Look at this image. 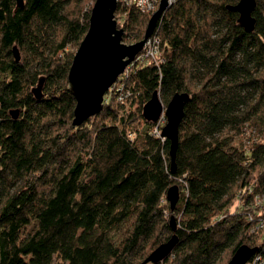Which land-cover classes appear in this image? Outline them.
I'll list each match as a JSON object with an SVG mask.
<instances>
[{"label":"trees","instance_id":"obj_1","mask_svg":"<svg viewBox=\"0 0 264 264\" xmlns=\"http://www.w3.org/2000/svg\"><path fill=\"white\" fill-rule=\"evenodd\" d=\"M87 1L0 0V264H139L173 233L170 254L145 264H221L243 243L264 254V209L250 206L264 194V142L235 139L264 126V0L251 31L228 7L239 0H173L152 34L160 59L132 61L118 78L125 98L107 92L103 109L72 127L68 73ZM116 13L124 40L143 36L149 13L121 0ZM155 90L163 102L191 96L174 171L170 140L142 112Z\"/></svg>","mask_w":264,"mask_h":264},{"label":"water","instance_id":"obj_2","mask_svg":"<svg viewBox=\"0 0 264 264\" xmlns=\"http://www.w3.org/2000/svg\"><path fill=\"white\" fill-rule=\"evenodd\" d=\"M23 5L24 0H17ZM256 0H239L228 7L238 11V21L244 28L251 31L255 27ZM169 6L168 0H160L158 8L150 15L144 36L134 42L124 41L125 29L119 26L116 18L118 0H95L89 16V27L81 40L71 63L68 73L69 91L74 95L76 104L72 127L79 126L83 121L99 113L103 109L105 94L118 79L126 67L143 49L148 38L153 34L159 18ZM15 58H20V51L14 46ZM42 80L34 87L36 96H41ZM188 91H177L168 101L166 107L155 90L150 99L143 105V116L148 120L158 121L162 113L166 123L161 129V135L170 140L169 153L171 169L176 168V153L179 144V125L184 116V108L190 99ZM19 110H12L16 117ZM180 197L178 184L171 185L167 190V198L171 208H174ZM172 229H176L174 215L170 218ZM178 236L173 233L167 240L154 248L139 264L155 263L165 259L176 244ZM257 251L256 246L243 243L237 247L227 264H246Z\"/></svg>","mask_w":264,"mask_h":264},{"label":"built area","instance_id":"obj_3","mask_svg":"<svg viewBox=\"0 0 264 264\" xmlns=\"http://www.w3.org/2000/svg\"><path fill=\"white\" fill-rule=\"evenodd\" d=\"M121 1L123 4H126V5L132 4L140 11L149 13L150 15L153 13V11H155L158 8L159 3H160V0H121ZM168 1H169V4H171L173 0H168ZM160 54H161L160 38L157 35H151L148 38L147 42L145 43L143 49L140 51V53H138V55L133 61L137 59L138 61L142 63H147L153 59L155 60L160 59ZM107 92H108V96L111 93H113L117 95L118 99H124L126 94L129 91L125 90L123 88L122 81L117 79L110 86ZM106 97H107V94H105V98ZM161 117L158 119V121L161 119ZM154 132L161 135V129H157V127L154 130ZM262 223H264V219L263 221L259 223L257 227H261ZM246 264H264V254H254L253 257H251V259Z\"/></svg>","mask_w":264,"mask_h":264},{"label":"rangeland","instance_id":"obj_4","mask_svg":"<svg viewBox=\"0 0 264 264\" xmlns=\"http://www.w3.org/2000/svg\"><path fill=\"white\" fill-rule=\"evenodd\" d=\"M94 2H95V0H90V1H87L86 3H84V5H83L84 11L91 12V9L94 5ZM122 16H123L122 13H116V18L118 20L119 26H122L121 25V20L123 18ZM146 26L147 25H145V27H144V33H145ZM144 33H143V36H144ZM124 41L127 43H130L129 40H124ZM134 41H131V42H134ZM77 48L78 47L75 48V52H76ZM167 103L168 102H163L164 107H166ZM161 116L162 117L157 122V125L155 126L154 130L156 129V127H157V129H162L163 125L166 123V116L164 115V113H162ZM131 121L139 129L144 126V120L141 117L135 116V117H133V119ZM235 139L238 142H242L243 147H250L253 143L258 142V141L264 142V126L262 127L256 123L247 124L244 128V132L236 135ZM256 205H258L260 209H262V210L264 209V194L258 195L257 197H255L253 199V201H251L250 206H256ZM261 221H263V220H261ZM262 226H264V223L261 224V227ZM231 256L232 255L230 254V252H227L223 257L221 264H227V262L230 260ZM58 261H61V260L56 258L55 263L60 264L61 262H58ZM162 264H166V263L162 262Z\"/></svg>","mask_w":264,"mask_h":264}]
</instances>
